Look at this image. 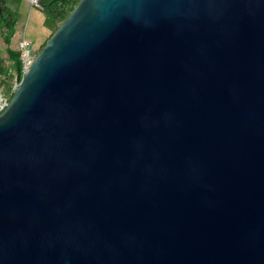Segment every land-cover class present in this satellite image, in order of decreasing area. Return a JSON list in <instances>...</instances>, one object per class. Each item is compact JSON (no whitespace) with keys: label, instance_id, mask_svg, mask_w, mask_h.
Returning a JSON list of instances; mask_svg holds the SVG:
<instances>
[{"label":"water","instance_id":"water-1","mask_svg":"<svg viewBox=\"0 0 264 264\" xmlns=\"http://www.w3.org/2000/svg\"><path fill=\"white\" fill-rule=\"evenodd\" d=\"M0 264H264V0H80L0 115Z\"/></svg>","mask_w":264,"mask_h":264},{"label":"crops","instance_id":"crops-1","mask_svg":"<svg viewBox=\"0 0 264 264\" xmlns=\"http://www.w3.org/2000/svg\"><path fill=\"white\" fill-rule=\"evenodd\" d=\"M10 6L14 10L18 11L19 20L15 27V31L10 36V39L6 40L7 29L0 26V87L8 88L17 76V60L13 56L12 51H18V42L23 36H27L33 40L30 36L32 28L41 27L48 30L43 24L45 15L41 10L33 7L27 0H21L20 3L15 4L10 1ZM42 38L38 43H41ZM37 44L33 42L34 49H37Z\"/></svg>","mask_w":264,"mask_h":264},{"label":"trees","instance_id":"trees-1","mask_svg":"<svg viewBox=\"0 0 264 264\" xmlns=\"http://www.w3.org/2000/svg\"><path fill=\"white\" fill-rule=\"evenodd\" d=\"M10 1L15 4L21 2V0H0V26L7 29L6 40L10 39V36L15 31V27L19 20V14L17 10H14L10 6ZM80 0H44V12L45 20L44 26L53 32L58 28L61 22H63L74 7ZM45 44H43L44 46ZM13 56L17 60V72L21 74V60L19 51H12ZM8 88H6L7 90Z\"/></svg>","mask_w":264,"mask_h":264},{"label":"built area","instance_id":"built-area-1","mask_svg":"<svg viewBox=\"0 0 264 264\" xmlns=\"http://www.w3.org/2000/svg\"><path fill=\"white\" fill-rule=\"evenodd\" d=\"M31 6L43 11L44 0H27ZM18 51L21 60V74H17L15 80L6 90L4 86L0 87V115L9 107L14 93L19 88L21 79L26 75L31 66L33 65L37 51L33 47V41L27 36H23L18 42Z\"/></svg>","mask_w":264,"mask_h":264},{"label":"rangeland","instance_id":"rangeland-1","mask_svg":"<svg viewBox=\"0 0 264 264\" xmlns=\"http://www.w3.org/2000/svg\"><path fill=\"white\" fill-rule=\"evenodd\" d=\"M44 13V12H42ZM33 29V28H32ZM30 36L33 38V42L36 43L38 46L37 48L38 51L43 47V44H45L47 42V40L49 39V37L52 35L53 31L52 30H45V29H42L40 26L39 27H35V30H31L30 31ZM42 38V41L41 43H38L40 41H38L39 39ZM38 51H37V54H38Z\"/></svg>","mask_w":264,"mask_h":264},{"label":"flooded vegetation","instance_id":"flooded-vegetation-1","mask_svg":"<svg viewBox=\"0 0 264 264\" xmlns=\"http://www.w3.org/2000/svg\"><path fill=\"white\" fill-rule=\"evenodd\" d=\"M31 30H34V28H33V29H31Z\"/></svg>","mask_w":264,"mask_h":264}]
</instances>
